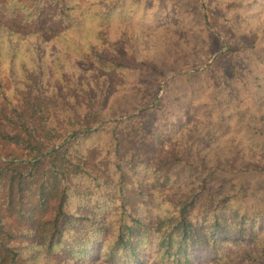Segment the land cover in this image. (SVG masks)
<instances>
[{"label": "trees", "instance_id": "trees-1", "mask_svg": "<svg viewBox=\"0 0 264 264\" xmlns=\"http://www.w3.org/2000/svg\"><path fill=\"white\" fill-rule=\"evenodd\" d=\"M37 1L14 10L52 17L32 41L0 25V141L22 151L0 154V264H233L237 244L264 264V0ZM136 21L221 47L203 71L175 56L158 98ZM140 90L150 105H118Z\"/></svg>", "mask_w": 264, "mask_h": 264}, {"label": "rangeland", "instance_id": "rangeland-1", "mask_svg": "<svg viewBox=\"0 0 264 264\" xmlns=\"http://www.w3.org/2000/svg\"><path fill=\"white\" fill-rule=\"evenodd\" d=\"M36 0H4V2H0V25L3 27H6L10 29V31L15 32L20 34V36L25 37V40L28 41V39H33V36L31 33L37 32L41 29H44L45 26L51 25L52 24V17L48 14L43 17L39 23H28V24H22L20 23V20L18 17H16V14H14V10L16 11V7H21L23 6L24 11L32 5ZM256 1V0H254ZM36 3L41 4V0H38ZM220 5L224 6L225 4L223 2H220ZM8 7V8H7ZM9 9V10H8ZM197 9V7H196ZM195 9V10H196ZM204 9V8H203ZM215 12L218 14L220 11L219 9L215 10ZM19 13V12H18ZM23 13V12H22ZM28 13H34V11H28ZM196 14L199 17V10H196ZM32 15H30L28 18H31ZM194 19L197 20L195 17ZM136 24H133L131 27V30L133 31H141L142 32V37L144 39H149L150 44L149 47L147 45H144V47H140L137 49V56L142 59V58H148V59H155V61L158 64L164 63L166 65L165 71L166 75H164L161 79V87L162 89L159 91L158 98L163 95V89L166 87L167 92L165 95L170 97V95L175 94V90H178L180 88L179 84L174 81L175 77L179 75L180 70L179 68V58L173 59L175 56L181 54L182 52H186L187 54H190L191 52H195L196 56H199V59L196 63H193L192 66L190 67L189 72H193L196 69L198 71H203L208 67V65L213 61L214 57L218 55L217 50L221 47L220 46V39H217L216 35L213 36L214 41L212 44L207 45L205 43L204 47L201 45H198V41L204 42L205 38L202 36L197 35L196 41L194 42V34H188V33H181L180 29L177 27V25H164L159 27L157 30L150 31L146 29L145 27L140 26L139 21L135 22ZM143 29V30H142ZM50 45L48 44H43V55L45 58L49 61V57L52 55L50 53ZM25 50V49H24ZM194 50V51H191ZM23 51V50H22ZM199 52L203 53L202 55L199 54ZM6 61V59H4ZM5 63V62H4ZM2 64L1 68L4 71L5 70V64ZM185 70V69H184ZM192 83L194 84H201L199 83V75L197 77H194ZM205 80V83H207L206 77H202ZM110 88L107 90L106 94V100L108 99V96L111 94V92L116 88V85L119 83V80L117 77L112 76L110 77ZM123 83L126 81H122ZM133 82H139L137 79L134 80ZM167 83L171 84L167 86ZM60 85V84H57ZM115 86V88H114ZM59 89V94L61 95L62 99L67 102V94L69 96L76 94L73 91H68L66 93L63 91L60 86L58 87ZM141 91V90H140ZM77 97V96H76ZM145 95L142 94V91L139 93H125V95L122 96V98H119L117 101L119 106H123L124 108L129 109V111L132 112H137L139 109V106L143 103V105H150L149 101L148 104H145ZM143 107V106H142ZM15 153V154H20L22 151L16 147L15 145L12 144H7L2 141H0V154L3 155L5 153ZM262 227L264 228V223L262 224ZM243 246L241 245H235V246H229L228 249L230 251L229 254V263L233 264H244L245 259L241 255V251ZM222 251L219 253L221 255ZM238 255V258L235 259V257ZM195 256L197 259L201 262H205L208 260H212L213 253H206L202 250H197L195 253ZM235 259V260H231ZM233 261V262H232ZM54 261H52L53 263ZM248 264H254L252 261L248 259ZM97 264H105L103 262L97 263Z\"/></svg>", "mask_w": 264, "mask_h": 264}]
</instances>
